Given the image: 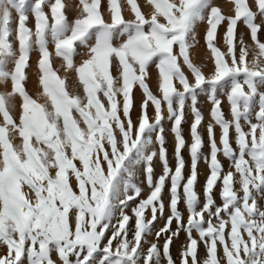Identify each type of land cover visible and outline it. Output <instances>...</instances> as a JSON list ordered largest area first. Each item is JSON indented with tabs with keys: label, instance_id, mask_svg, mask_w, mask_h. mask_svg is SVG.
<instances>
[{
	"label": "snow or ice",
	"instance_id": "1",
	"mask_svg": "<svg viewBox=\"0 0 264 264\" xmlns=\"http://www.w3.org/2000/svg\"><path fill=\"white\" fill-rule=\"evenodd\" d=\"M126 3L133 19L124 18L119 0H107L108 19L102 0H79L69 20L64 0H0V86L11 85L0 93V264H176L170 246L181 231L187 244L180 264H264V0H231V15L212 0H147V15L137 0ZM201 22L213 61L209 75L189 54ZM240 22L252 46L241 35L237 55ZM221 25L226 53L215 42ZM50 44L64 70L77 76L71 90L53 68ZM78 47L88 53L79 65ZM34 51L43 103L25 87ZM152 65L157 94L146 83ZM137 85L142 98L134 122ZM201 95L211 105L207 155L199 130ZM17 98L18 119L12 114ZM186 107L193 117L190 144L182 131ZM165 122L174 137V169ZM220 155L229 162L227 171ZM202 158L208 169L203 200L196 190ZM141 183L150 190L143 199ZM165 191L170 214L155 233L164 240L159 245L147 235L157 214L164 215ZM130 203L134 227L125 213Z\"/></svg>",
	"mask_w": 264,
	"mask_h": 264
},
{
	"label": "rangeland",
	"instance_id": "2",
	"mask_svg": "<svg viewBox=\"0 0 264 264\" xmlns=\"http://www.w3.org/2000/svg\"><path fill=\"white\" fill-rule=\"evenodd\" d=\"M64 2L68 6L66 9L68 18H69V20H73L78 14V9L76 6L78 5L79 0H64ZM119 2L121 3V6H122V14H123L124 18L126 20L133 19L134 16L131 13L130 6L127 5V3H126V0H119ZM212 2L215 6H219L222 9L224 14H226V15L233 14V5L231 3V0H212ZM137 3L140 5L142 12H144L146 15L150 13L151 6L147 3V0H137ZM102 5H103V11H104L105 18L108 19L109 14L107 12V0H102ZM29 26L34 28V20H32L31 17H30V21H29ZM206 28H207L206 22H201L197 25V27L195 29L196 41L193 43V47L189 49V54H190V58L193 60V62L202 68L205 75H209V74H211V72L213 70V61L211 59V54H210L209 50L207 49V45H206V41H205ZM225 31H226V25L219 26L217 40L215 42H216L217 46L220 47L221 51L226 53V50H227L226 45L223 43V36H224ZM241 35L243 36L245 43L249 47H251L252 41L250 39L248 30L246 29V27L243 25L242 22L238 23V27H237V44H236L237 55L239 54V47H240L239 37ZM260 39L262 41H264V35H261ZM49 48H50V51L53 52V56H52L53 68L57 71L59 76H61L62 78L66 77L65 82H66L67 87L70 90L73 87H76L78 85V79H77L75 72L71 71V70L66 72L64 70V68L62 67V64H63L62 60L60 58L55 57L54 49H53V46L51 44L49 45ZM78 52L80 54L74 58L75 63L77 65H79L83 60L88 58V53H87V50L85 48L78 47ZM250 58H251V55L249 56V59ZM29 63H30V67H28L26 69V76H27V80H26V84H25L26 90L34 99H36L38 102L43 103L44 97L42 96V87L39 84V75H38V52L34 51L31 54ZM185 71H187L186 68H185ZM112 73L114 76L116 75L114 68L112 69ZM146 83L149 85L150 89L153 91L154 94L158 93V70L155 68L154 65L150 66V68H149V76H148V78H146ZM8 91H11L10 83L7 87L0 86V93H4V92H8ZM80 94L82 95V89L80 90ZM141 98H142V91L140 90L139 86L137 85L133 89L134 109L132 111V119L134 122L137 120V118L140 114ZM198 101H199L198 107H200V109L203 113V116H204L202 126L199 129L201 131L203 141H204L202 152L205 155H207V154H209L210 149L208 146V136H207L206 128H207L208 123L211 121V117H210L211 105L207 101V99L204 95H201L198 98ZM14 103L16 105V108L12 114L14 115V117H16L18 119L19 111H20L19 105H20L21 101H20V99L17 98V99H15ZM185 111H186V121L182 124V131H183V135L185 136L187 143L190 144L191 143V137L189 134V126L193 120V117L191 116L190 110L187 107H186ZM223 111L225 112L226 115L229 113V105L227 104L226 100L223 103ZM148 114L150 117H154V111L151 107L148 108ZM0 122H2V117H0ZM165 129H166V131H165L166 147L168 148L170 165L174 169L175 161L172 158L173 147H174V137L170 131L171 122H165ZM215 132H216L217 142H218L219 141V134H220V130L218 127L215 128ZM182 155L184 156V158L186 160V165H187L186 169H185V175H188L189 174V166H190V156H189V151H188L187 147L182 151ZM218 158L223 163L225 171H227L228 167H229V162L222 155H220ZM154 171H155V176H157V177L160 174H162V165L158 160L154 161ZM207 174H208L207 163L202 158L198 162V182L196 185V190H197L198 194L200 195L201 200H203V187H204L205 178H206ZM142 180H143V176L138 175L137 182L140 183ZM73 183H74V180H73ZM140 186L143 189L140 199L146 198L147 195L149 194L150 190L148 189L147 185L144 183H141ZM219 191H220L219 187H217L214 190V197H215L216 204L221 203ZM181 192H182V189H181ZM168 201H169V196L167 194V191H165V193H164L165 212H164L163 217H161L159 213L157 214V219L154 222V224L152 225V231L150 234L147 235V240L149 242H155V243H158L159 245H162L164 242L163 238L157 240L155 233L157 230H159L161 227H163L167 216L170 214V212L168 211V207H167ZM138 202L139 201L137 200L135 203H138ZM135 203H130L129 207L127 209H125V213L127 215H129L130 217H133V213H132L131 209L135 206ZM178 207H179L180 211L184 214V219L186 221L187 220V212L185 210V205L181 202L178 205ZM116 216L117 217L119 216V211H117ZM145 219L146 220L151 219L150 209L146 211ZM113 223L114 224L116 223V219L113 220ZM134 223H135V219L133 217L132 220H130L129 226L134 227ZM171 227L173 230H175V228H176L175 221H173V224ZM107 235H109V236L111 235V230H109ZM131 236H132V233L130 232L129 238H131ZM193 236L195 237V236H197V234L195 232H193ZM105 243H106V241H105ZM113 243L115 246V241ZM186 244H187V237H186V233L183 231H181L179 233L178 238H175V237L173 238V242L170 246V250H171L172 257L176 261V264H180V252L182 250V245L186 246ZM148 246L149 245L147 243L143 244V247L145 249ZM4 251H5V249L3 247H0V254H3ZM199 256L201 258L204 257V247H203L202 243L199 245ZM53 259H58V258L54 255ZM73 259H75V258L73 257ZM58 264H59V262H58Z\"/></svg>",
	"mask_w": 264,
	"mask_h": 264
}]
</instances>
